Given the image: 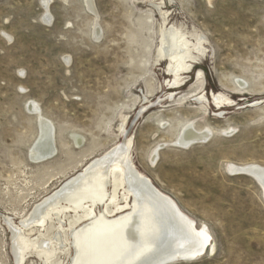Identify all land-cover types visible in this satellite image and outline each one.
Segmentation results:
<instances>
[{
	"label": "rangeland",
	"instance_id": "rangeland-1",
	"mask_svg": "<svg viewBox=\"0 0 264 264\" xmlns=\"http://www.w3.org/2000/svg\"><path fill=\"white\" fill-rule=\"evenodd\" d=\"M47 10L50 22L41 0H0V264H14L3 216L18 223L122 142L125 118L137 170L210 234L211 251L169 264H264V189L227 167L264 166V0H92V9L85 0H50ZM172 27L186 42L175 74L157 56ZM28 102L54 125L55 156L41 162L28 158L37 135ZM186 124L209 129V138L179 146ZM71 133L83 137L81 148ZM114 178L125 207L106 205L108 216L130 206ZM76 213L64 212L62 226L24 230L30 239L61 231L65 247L55 246L47 264L69 263L68 232L87 219L69 226ZM22 264L42 263L33 252Z\"/></svg>",
	"mask_w": 264,
	"mask_h": 264
},
{
	"label": "bare ground",
	"instance_id": "bare-ground-1",
	"mask_svg": "<svg viewBox=\"0 0 264 264\" xmlns=\"http://www.w3.org/2000/svg\"><path fill=\"white\" fill-rule=\"evenodd\" d=\"M85 1L88 8L92 9V0ZM49 2L50 0H41L45 8L42 18L45 22L51 21L47 10ZM93 29L94 38H98L97 26ZM161 37L162 45L157 56L161 57L160 53L162 57L166 56L170 61L167 71L175 74L181 67V36L172 27L163 31ZM183 37L182 34L185 46ZM203 96L201 99L204 100ZM214 102L219 107L224 105L218 95L214 96ZM27 109L35 114L37 123V135L28 149V158L32 162H41L56 153L53 121L40 114L35 102H28ZM125 122L126 118L119 130L122 142L90 159L80 172L67 178L53 192L36 202L29 214L21 217L18 223L9 216H3L10 230V249L14 264H22L25 254L33 252L41 258L42 264H47L49 254L55 246L65 247L61 231H54L50 239L38 236L30 239L24 230L38 227L43 232L48 222L53 220L62 226L65 224L62 217L64 212L76 213L80 210L83 211L74 214L69 226L87 219L68 232L72 253L68 264H169L176 260L196 259L212 250L206 226L196 227L194 220L170 196L160 191L148 177L137 170L131 160L133 141L132 136L127 134V128L123 127ZM209 136V129L196 130L186 124L175 141L179 146L189 147L193 143L206 141ZM70 138L76 147L83 143V137L77 133H71ZM156 154L151 153L150 163H155ZM227 167L234 172L241 167H250L264 189V166L255 163H230ZM114 172H118L121 177V200L126 199L128 194L130 206L124 212L108 216L106 205L114 206L111 210L113 213L125 207H118L116 201L118 179L114 178L113 181Z\"/></svg>",
	"mask_w": 264,
	"mask_h": 264
},
{
	"label": "water",
	"instance_id": "water-1",
	"mask_svg": "<svg viewBox=\"0 0 264 264\" xmlns=\"http://www.w3.org/2000/svg\"><path fill=\"white\" fill-rule=\"evenodd\" d=\"M249 168L248 167H243V168L241 167V168H238L237 170H235V172H242V173L250 174L260 184V186L262 187L263 185H261V183L255 178V176L251 172L252 170H250Z\"/></svg>",
	"mask_w": 264,
	"mask_h": 264
}]
</instances>
